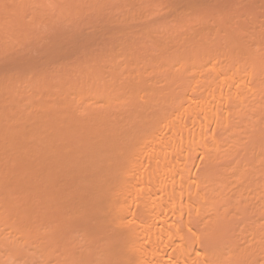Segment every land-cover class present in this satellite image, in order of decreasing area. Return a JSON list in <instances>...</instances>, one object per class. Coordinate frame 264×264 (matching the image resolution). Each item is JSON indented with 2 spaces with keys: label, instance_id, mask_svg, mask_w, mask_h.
Returning <instances> with one entry per match:
<instances>
[{
  "label": "rangeland",
  "instance_id": "1",
  "mask_svg": "<svg viewBox=\"0 0 264 264\" xmlns=\"http://www.w3.org/2000/svg\"><path fill=\"white\" fill-rule=\"evenodd\" d=\"M227 70L240 80L235 100L219 81ZM197 101L218 117L191 138L219 142L204 158L184 138ZM174 106L180 180L205 192L192 195L203 219L181 227L226 264H264V0H0V264H125L120 206L140 218L143 197L182 188L181 175L152 177L146 164L148 149L164 150ZM160 125L165 137H149ZM122 182L139 190L124 195Z\"/></svg>",
  "mask_w": 264,
  "mask_h": 264
},
{
  "label": "bare ground",
  "instance_id": "2",
  "mask_svg": "<svg viewBox=\"0 0 264 264\" xmlns=\"http://www.w3.org/2000/svg\"><path fill=\"white\" fill-rule=\"evenodd\" d=\"M205 64V63H204ZM210 64V63H209ZM213 66H214V63L212 64ZM215 65H216V63H215ZM217 66V65H216ZM236 66V65H235ZM210 67H211V65H210ZM220 67H222V66H220ZM219 67V68H220ZM227 67V66H226ZM237 67V66H236ZM236 67H234L235 69H236ZM213 68V70H212V72L211 73H214V71L216 70L215 68H218V67H212ZM229 70H230V68L231 67H227ZM211 69V68H210ZM206 71H207V69H205ZM229 70H227V71H225L224 72V74H219V78H220V80L219 81H221V83L222 82H226L227 83V85H226V87H225V93H227L228 91L230 92V95L232 94V99H236V97H241V94H240V92H239V82H240V80H237V82L235 83V79L236 78H238L237 76V74L236 75H234L233 73L234 72H229ZM206 71H204V72H206ZM211 71V70H210ZM197 72V71H196ZM203 72V73H204ZM216 72H219L218 70H216L215 71V73ZM197 76H198V74H197ZM202 76V75H201ZM213 76V75H212ZM199 77V76H198ZM213 78V77H212ZM199 79V78H198ZM215 79V78H214ZM208 80H210V79H208ZM193 81H194V79H193ZM211 81V80H210ZM209 81V82H210ZM208 82V81H207ZM194 83V82H193ZM216 83V82H215ZM196 84V83H195ZM203 84H204V82H203ZM207 85H209L208 83H206ZM211 85H213L214 84V82H213V84H212V81H211V83H210ZM206 85V86H207ZM229 85H231V86H229ZM210 88V87H209ZM216 89V88H215ZM212 90H214V89H212ZM220 91V90H219ZM218 91V92H219ZM222 91V90H221ZM211 92V91H210ZM215 92V91H214ZM215 94V93H214ZM192 95V94H191ZM218 95H222V94H220V92H219V94ZM218 95H217V97H218ZM227 95V94H226ZM190 96V95H189ZM188 96V97H189ZM214 96V95H213ZM225 96V95H224ZM224 96H222V97H224ZM228 96V95H227ZM191 97V96H190ZM196 97V96H195ZM206 97V96H205ZM221 97V98H222ZM226 97V96H225ZM197 99L196 100H198V97H196ZM218 98H220V97H218ZM228 98H230L229 96H228ZM184 98H182V100H183ZM190 99V98H189ZM206 99H207V97H206ZM206 99L205 100H203V101H206ZM227 99V98H226ZM173 100H174V98H173ZM191 100H192V97H191ZM196 100H194L193 102H195ZM214 100H217L216 99V96H215V99ZM218 100H220V99H218ZM179 101H180V99H179ZM178 101V103L177 104H179V103H181L182 102V105H186V102L184 103L183 101H180L179 102ZM203 101H201L202 103L199 105V103H198V101L196 102V104H198L200 107H197L198 109V113L196 114V112L194 113L193 112V115H192V118H193V121H194V123H195V128L194 127H190V128H188L187 127V131L188 130H190V135H191V137H189L188 136V134H185V137L184 138H186L189 142H191L190 144H189V146H191L190 148H191V152H189L188 153V156L190 157V156H192L191 155V153L193 152V148L192 147H194V144H195V142L193 141L192 142V140L195 138V137H197L196 138V140H197V142L196 143H198V140H199V138L200 137H203L204 138V135L206 134L205 133V131H208V129H207V127H208V125L209 124H211V123H209V122H211V118H215V120H213V124H215L214 125V130L216 129V124H217V121H218V119H217V121H216V118H218V117H216V115H214L213 116V113H211V112H215V111H211V107L210 106H206L207 104H210V103H205V102H203ZM207 101H209V99L207 100ZM211 101V103H212V100H210ZM209 101V102H210ZM222 101V100H221ZM224 101V100H223ZM187 102H189V101H187ZM217 102V101H216ZM226 102V101H225ZM174 103H175V101H174ZM175 103V104H176ZM184 103V104H183ZM204 103H205V105H204ZM215 103V102H214ZM223 103V102H222ZM221 104V103H220ZM181 105V104H180ZM179 105V106H180ZM181 105V106H182ZM189 105H190V102H189ZM197 105V106H198ZM213 105V104H212ZM216 105V104H215ZM176 106H178V105H176ZM176 106H174V107H172V111L174 112V114L175 113H177L176 112ZM180 106V107H181ZM180 107H179V111L180 112H184V111H181L180 110ZM191 107L193 108V106H192V103H191ZM219 107V106H218ZM217 107V108H218ZM185 107L183 106V108L182 109H184ZM187 108H189L188 106H187ZM200 108V109H199ZM191 109V108H190ZM209 109V110H208ZM220 109V108H219ZM219 109H218V111H219ZM225 109V108H224ZM170 110V111H171ZM175 110V111H174ZM185 110V109H184ZM196 110V111H197ZM209 111V112H208ZM173 112H170L171 113V117H173L172 116V114H173ZM179 112V114H181ZM208 112V113H207ZM224 113V112H223ZM246 113V112H245ZM176 115V118H177V124H175V123H173L172 122V124H171V122H170V131H169V134L167 135V137H165V135L166 134H164V135H162V133L163 132H161V130H163V129H160V127L162 128L163 126L162 125H160L159 126V128L158 129H156V133L154 132V133H152L153 135H151V136H149V137H152L153 138V136H156L155 134H157V132H159L160 133V135L159 136H164L165 137V139H162L163 141L161 142V146H158V148L160 147V149H159V151L160 150H163V151H158L159 152V154L156 152L157 151V148H156V144H158V143H154L155 144V149H156V151H155V149L152 147V144H153V142H152V144L150 145V143H148V145L149 146H151L152 147V150L150 151V149H148L149 150V152H150V160L149 161H147L146 162V164L147 163H150V165L152 166V167H150V169H148L149 171H148V173H150V175L153 173L154 174V176L157 174V173H163V178H164V175H167V176H170V177H173V174H179V175H181V174H183V172L187 169H185V167H187L186 166V162L184 163H182L181 165H182V167H179L180 165L179 164H177V163H181V161H179L178 162V159L176 158H174L173 157V155H172V151H174L176 148H178V147H180V146H183L184 147V145H181V144H179L180 142H183V140H181L180 141V138L182 139V137L184 136V134H182V131H183V129H185V125H184V119H181L180 117H181V115ZM202 114V115H201ZM218 114V113H217ZM222 115H224V114H222ZM221 115V116H222ZM183 116H184V114H183ZM239 116V115H238ZM175 117V116H174ZM173 117V119H176V118H174ZM192 118H191V120H192ZM220 119V118H219ZM164 120H166V119H164ZM169 120V118L167 119V121ZM210 120V121H209ZM157 121V120H156ZM233 120L231 119V122L230 123H233V125H232V127L234 126V122H232ZM207 122H208V124H207ZM226 122V121H225ZM224 122V123H225ZM160 123V122H159ZM167 123V122H166ZM193 123V122H192ZM221 123H222V119H221ZM160 124H162V122L160 123ZM164 124H165V121H164ZM163 124V125H164ZM169 124V123H168ZM219 124H220V120H219ZM218 124V125H219ZM175 125V126H174ZM229 124L227 123L226 125H224L225 127H227ZM156 126V125H155ZM207 126V127H206ZM212 127H213V125H211ZM179 127H182V129H180ZM221 127V126H220ZM231 127V126H230ZM231 127V129H233ZM165 129H166V125H165V127H164ZM209 128V127H208ZM219 128V127H218ZM222 128H223V126H222ZM155 129V128H154ZM207 129V130H206ZM224 129V128H223ZM158 130V131H157ZM212 131H213V129H211ZM210 130V131H211ZM154 131V130H153ZM166 131H168V130H166ZM164 132H165V130H164ZM184 132V131H183ZM168 133V132H167ZM150 134H151V132H150ZM213 134V133H212ZM212 134L210 135L212 138H213V136H212ZM207 135V134H206ZM182 136V137H181ZM209 136V137H210ZM139 137H141V136H138L137 138H139ZM146 137V136H145ZM163 137V138H164ZM194 137V138H193ZM144 138V137H143ZM142 138V139H143ZM151 138V139H152ZM157 138H158V136H157ZM160 138H162V137H160ZM159 138V139H160ZM183 138V139H184ZM191 138H192V140H191ZM145 139V138H144ZM150 139V138H149ZM149 139H147L146 138V140L145 141H147V140H149ZM150 139V140H151ZM156 139V138H155ZM158 139V142H160L161 140H159ZM185 139V140H186ZM190 139V140H189ZM214 140H215V138H213ZM185 140H184V143H185ZM186 140V141H187ZM201 140H203V139H201ZM208 140H209V138H208ZM211 140V139H210ZM213 140V141H214ZM140 141V144H141V142L143 141H141L140 140V138H139V140H138V142ZM179 142L178 144H177V142ZM187 141V142H188ZM218 141V140H217ZM149 142V141H148ZM154 142H155V140H154ZM156 142H157V139H156ZM186 142V143H187ZM188 142V143H189ZM200 142V144H203L204 142L203 141H199ZM145 143V142H144ZM140 144H138V145H140ZM153 144V145H154ZM162 144H164V145H162ZM208 144V143H207ZM217 144H219V142L218 143H216L215 145L213 144V143H210L209 145H210V147L209 146H207L208 148L206 149L205 147H201L202 148V151L197 147V145H196V147L198 148V150H200L199 152L201 153V155L203 156V155H205L206 153L207 154H209L208 153V150H211L210 148L211 147H215L212 151L214 152L215 151V153H212V154H216V152H217V150H216V147L218 148V150H220L219 149V147H218V145ZM143 146H141L140 145V147H138V149H144V145L145 144H142ZM147 145V144H146ZM204 145V144H203ZM212 145V146H211ZM214 145V146H213ZM163 146V147H162ZM204 146H206V145H204ZM220 146V145H219ZM137 147H135L136 149H137ZM150 147V148H151ZM163 149H162V148ZM146 148H148V146H146L145 147V150H141V151H145L147 154L146 155H149L148 153V151H147V149ZM181 148V147H180ZM135 149V150H136ZM138 149L135 151H133V152H135V153H137V151H138ZM185 149V153L187 152V145H186V148H183L182 150H184ZM140 150H139V153H141L140 152ZM168 151V153H167V151ZM197 150V151H198ZM166 151V152H165ZM178 151H180L179 153H180V155H181V150L179 149ZM145 152H144V154H145ZM152 152H155V156L153 157V155H154V153H153V155H152ZM195 152V151H194ZM220 153H221V150L219 151ZM135 153H132L133 154V156H137V155H139V154H137V155H135ZM143 153V152H142ZM168 155H167V154ZM183 153V152H182ZM184 153V154H185ZM190 154V155H189ZM206 154V155H207ZM218 154V153H217ZM141 155V154H140ZM151 155H152V157H151ZM200 155V158L202 157ZM211 155V154H210ZM187 156V154H185V158L187 159L188 157H186ZM214 156V155H213ZM141 157V156H140ZM142 157H143V155H142ZM207 157V156H206ZM205 157V159L208 161V159ZM210 157V156H209ZM215 157V156H214ZM216 157H218V155L216 156ZM220 157V156H219ZM218 157V158H219ZM136 158V157H135ZM138 158V157H137ZM185 158H182V159H184L185 160ZM203 158H204V156H203ZM133 159V158H132ZM147 159V158H146ZM189 159V158H188ZM215 159V158H214ZM213 159V160H214ZM136 160H138V159H135V163L137 162ZM140 160H142V158H140ZM205 160V161H206ZM216 160V159H215ZM211 161V160H210ZM131 163L132 164H130L129 166L132 168V171H134V173L132 172V174L134 175V176H142V173H144V171H138V169H137V167L135 168V163L133 162V161H131ZM140 163V162H139ZM212 164V163H211ZM128 166V168L129 169H131L130 167ZM177 166L179 167V168H177ZM188 166H189V164H188ZM152 168V169H151ZM175 168H177L178 170H179V172H182V173H179L178 172V170L177 169H175ZM134 169H137V170H134ZM142 170V169H141ZM144 170V169H143ZM174 170H176V172H174ZM128 171V170H127ZM130 171V170H129ZM147 170H145V172H146ZM159 171V172H158ZM161 171V172H160ZM152 172V173H151ZM187 172V171H186ZM130 173H131V171H130ZM129 174V172H126V174H125V178H128V176H126V175H128ZM130 175V177L132 178L133 176H131V174H129ZM158 175V174H157ZM162 175V174H161ZM161 175H158V177H162ZM152 177H153V175H151ZM182 176V175H181ZM181 176H178L177 178H179V180L180 179H182L183 178V176L181 177ZM129 177V178H130ZM166 177V176H165ZM175 177H176V175H175ZM175 177H173V179L175 180ZM196 177V176H195ZM168 179H169V177H167ZM167 178H165V179H167ZM194 178V177H193ZM184 179V178H183ZM182 179V180H183ZM195 179H197V177L195 178ZM199 179V178H198ZM225 179V178H224ZM129 180V179H128ZM170 180H171V178H170ZM178 180V179H177ZM179 180H178V182H179ZM182 180H180L181 182H179L180 184L182 183V182H184V181H182ZM185 181H186V179H184ZM221 180V179H220ZM127 181V180H126ZM130 181V180H129ZM129 181H127L128 183H130ZM172 181V180H171ZM195 181H197V180H195ZM146 182H147V180H146ZM151 182V181H150ZM159 182H161V181H157L156 182V184L158 183V184H160ZM203 182V181H202ZM222 182V181H221ZM173 183V182H172ZM174 183H176L177 184V181L176 182H174ZM173 183V184H174ZM125 185V184H127L126 182H122L120 185H121V187L119 186V188H120V191H121V193H123L124 191L121 189L122 188V186L123 185ZM131 184V183H130ZM154 184V183H153ZM155 184V185H156ZM158 184H157V187H159V186H161V187H163V186H165V185H161V184H164V183H161L159 186H158ZM165 184H166V182H165ZM169 184H171V183H169ZM176 184H175V186H176ZM188 184H186V185H184L183 183H182V185H180V187H182L180 190H176V192H178V194L176 193V195H175V192L173 193L172 191L175 189V188H179L178 187V184H177V187H175V188H173V189H171V188H169L167 191H165V189H164V191L166 192V193H164L163 191V195H162V197H159L158 198V200H156V201H154V198L153 197H143L142 198V201L140 202V205H141V213H142V215L143 216H141L140 218H136L135 219V212H136V208L134 209H130L129 207H125L124 209L120 206V208H119V211H118V214L116 215V217L117 216H119V217H117V218H119V219H121V220H124V219H126V220H124L123 222H121L120 220H119V223L121 222V223H123V224H119L118 223V221H117V224L118 225H120L121 227H123V229H121V227H120V229H119V227H118V225H117V227H116V229L118 228V231H119V234H120V238H118V240H121V247H122V255H123V257H124V260H125V264H226V258L222 255V254H220L219 252H217V251H214V249H212V248H209V247H204V245L201 243L200 244V242L201 241H199V237L200 238H202L203 236H201V235H198V232H193V233H191V234H188V233H186V232H184V230H183V228L181 227V224H180V222L182 221V220H184V222H185V224H186V226L187 227H189V226H191L192 224H193V220H194V218H193V216L194 217H196V219L198 220V217L200 218H202V213H203V211H201V206H200V203L197 201L196 203H194V200H195V198H196V196L194 197V196H192V195H205V192H203V193H200L197 189L194 191L193 190V192L191 191V190H187L189 187L187 186ZM224 185V184H223ZM126 186V185H125ZM127 186H129V184L127 185ZM135 185H133L132 186V188H130V191L132 190L133 191V189H136L137 187H134ZM171 186H172V184H171ZM185 187V191H183V189H184V187ZM225 186V185H224ZM124 187V186H123ZM131 187V186H130ZM156 187V188H157ZM167 187V186H166ZM165 187V188H166ZM168 187H170V185L168 186ZM128 188V190H126ZM124 187V189H125V192H126V195H128V193H130V191H129V187ZM138 189V188H137ZM158 189H160V187L158 188ZM162 189V188H161ZM204 189V188H203ZM203 189H201L200 191H202ZM212 189V188H211ZM139 190V189H138ZM148 190V189H147ZM146 190V192H144L143 194L144 195H148V194H150L151 192V190H148L147 191ZM212 190H214V188L212 189ZM212 190H206V193L207 192H209V195H214V193H212ZM131 191V192H132ZM181 191H183V193H181ZM190 191L192 192V193H190ZM198 191V192H197ZM204 191V190H203ZM125 192L123 193L124 195H125ZM147 192H148V194H147ZM150 192V193H149ZM162 192H161V194H162ZM211 192V193H210ZM120 193V192H119ZM121 193L120 194H117V195H121ZM198 193H200V194H198ZM130 195V194H129ZM141 195H142V193H141ZM185 195V196H184ZM206 195H208V194H206ZM215 195H219V193L218 194H216L215 193ZM221 195V194H220ZM241 195V194H240ZM148 196H150V195H148ZM191 196H192V198H191ZM185 197V198H184ZM194 197V198H193ZM183 198H184V201H183ZM213 198V197H212ZM211 197L210 198H208V203H211V202H214V201H212V200H210V199H212ZM193 201H192V200ZM210 200V201H209ZM196 201V200H195ZM116 208V206L113 204V206H112V209H115ZM184 208H185V210H184ZM194 208V209H193ZM191 209H193L192 211L194 212H191ZM110 216H112V218H114L115 216L112 214V215H110ZM114 216V217H113ZM98 219H100L99 221H101V217L100 218H98ZM168 219H171V221H167L166 222V220H168ZM203 219V218H202ZM118 220V219H117ZM201 219H199L198 221H200ZM98 222V221H97ZM98 224H99V222H98ZM115 224H116V222H115ZM187 229H189V228H187ZM120 230H121V233H120ZM117 231V232H118ZM118 237H119V235H118ZM201 240V239H200ZM203 240V239H202ZM206 241V240H205ZM194 244H196V247H194L195 245ZM203 245V246H202ZM49 250V249H48ZM199 250V252H197ZM47 254V253H46ZM77 259H80L79 257L77 258ZM83 261V260H82ZM73 263H74V261H73ZM72 263V264H73ZM81 263H83V262H81ZM81 263H77V264H81ZM76 264V263H75Z\"/></svg>",
  "mask_w": 264,
  "mask_h": 264
}]
</instances>
